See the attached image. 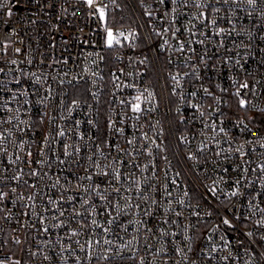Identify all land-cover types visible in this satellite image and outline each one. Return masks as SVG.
I'll return each instance as SVG.
<instances>
[{"label": "built area", "instance_id": "obj_1", "mask_svg": "<svg viewBox=\"0 0 264 264\" xmlns=\"http://www.w3.org/2000/svg\"><path fill=\"white\" fill-rule=\"evenodd\" d=\"M103 3L0 0V264H264V0Z\"/></svg>", "mask_w": 264, "mask_h": 264}, {"label": "snow or ice", "instance_id": "obj_2", "mask_svg": "<svg viewBox=\"0 0 264 264\" xmlns=\"http://www.w3.org/2000/svg\"><path fill=\"white\" fill-rule=\"evenodd\" d=\"M114 2V0H113ZM161 3L164 2V0H160ZM176 0H172V3H175ZM249 4H254L255 3V0H248ZM85 3H87V5L90 7V8H94V13L93 14H98L99 15V19L101 21H104L105 22V33H106V36L104 38V41H105V45L109 48H112L114 47L115 45H119L121 43L119 37L123 36L125 40L129 39L128 36H124L123 33H114L111 28H108L107 25H106V12H105V9L108 7V5L106 3H103V0H100V3H97V0H85ZM102 5V6H101ZM9 15H11V13H9ZM167 31V30H166ZM130 35H134L133 34H130ZM165 43H167V41H165ZM183 46L181 45V50H182ZM17 51H19V49H17ZM173 79H177V77H173ZM242 87H248V85H242ZM135 100L136 101H140V96H137L135 97ZM240 104H241V107H244L245 106V101L244 100H241L240 101ZM132 110L135 111V112H140L141 111V106H140V103L137 102L135 104L132 105ZM63 133H61L62 135ZM36 173H33V175H35ZM214 191V190H213ZM232 196H236L238 195V191H233L231 193ZM182 203V201H181ZM177 215H179V213H177ZM223 223L225 225H229L231 226L230 224V221L225 218L223 219ZM261 225H264V220H261L259 222ZM45 231H47V229H45ZM247 235L251 236L252 234L251 233H248Z\"/></svg>", "mask_w": 264, "mask_h": 264}, {"label": "rangeland", "instance_id": "obj_3", "mask_svg": "<svg viewBox=\"0 0 264 264\" xmlns=\"http://www.w3.org/2000/svg\"><path fill=\"white\" fill-rule=\"evenodd\" d=\"M107 27H108V28H111V30H112V28H113L111 25H108Z\"/></svg>", "mask_w": 264, "mask_h": 264}]
</instances>
